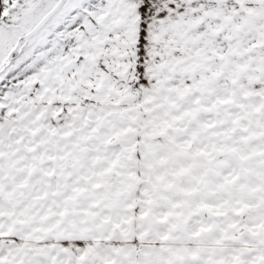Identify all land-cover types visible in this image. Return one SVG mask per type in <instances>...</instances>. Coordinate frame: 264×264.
I'll use <instances>...</instances> for the list:
<instances>
[{
  "label": "snow or ice",
  "instance_id": "snow-or-ice-1",
  "mask_svg": "<svg viewBox=\"0 0 264 264\" xmlns=\"http://www.w3.org/2000/svg\"><path fill=\"white\" fill-rule=\"evenodd\" d=\"M0 264H264V0H0Z\"/></svg>",
  "mask_w": 264,
  "mask_h": 264
}]
</instances>
